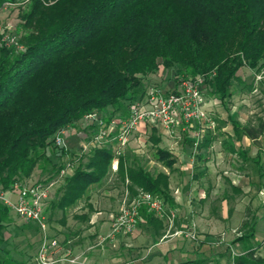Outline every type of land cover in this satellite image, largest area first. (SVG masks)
<instances>
[{"label":"trees","instance_id":"16d2710c","mask_svg":"<svg viewBox=\"0 0 264 264\" xmlns=\"http://www.w3.org/2000/svg\"><path fill=\"white\" fill-rule=\"evenodd\" d=\"M17 1L0 0V6ZM21 26L22 48L0 46V189L51 162L47 150L59 129L92 111L118 110L135 97L159 60L165 68L178 65L180 73L194 76L215 70L206 86L223 104L232 96L234 80L241 82L239 70L259 69L264 62V0H29ZM232 124L239 136L256 140L264 133L261 118L256 124ZM150 138L158 146L156 127ZM211 141L205 138L199 148ZM156 154L169 173L153 174L120 157L115 177L129 180L131 195L142 189L174 205L170 173L177 159L162 147ZM114 156L110 145L91 149L57 190L49 215L65 212L103 182ZM254 163L260 167V158ZM87 207L92 211L90 203ZM79 217L88 220L89 214ZM10 220V208L0 200V243ZM241 231L238 240L255 235L254 217L243 220ZM257 251L255 246L234 255L232 264H264ZM203 263L196 258L178 264ZM0 264L24 263L3 249Z\"/></svg>","mask_w":264,"mask_h":264},{"label":"rangeland","instance_id":"374dc122","mask_svg":"<svg viewBox=\"0 0 264 264\" xmlns=\"http://www.w3.org/2000/svg\"><path fill=\"white\" fill-rule=\"evenodd\" d=\"M28 2L29 0H18L15 3L8 2L5 6L4 4L0 6V39L9 34L19 37L23 31L21 14L27 9ZM159 61V68L143 78L142 88L135 97L123 101L118 110L109 107L102 112L98 111L102 123L81 119L70 126L68 128L69 135L66 136L67 143L70 145L69 151L65 152L54 144L50 146L47 155L51 162L41 164L36 168L30 179L41 181L57 179L58 182L52 192L54 199L67 175L74 172L81 163L87 161V155L91 149L97 147L98 144L110 145L115 152L117 143L112 138L117 130H110L108 123L111 119L118 121L127 118L130 113V103L141 95L142 90L151 85H158L164 89L171 87L181 75L194 77L191 74L180 73L178 65L169 69L161 64V60ZM237 74L239 78H245L250 75V70L246 68L244 72V69L241 68ZM205 97L207 100L215 101L219 107V111L211 112V117L217 124L214 130L217 131L215 136L222 140L228 136L234 137L233 121L240 124L250 121L256 124L260 118L264 119V90L255 91L254 88L248 87L246 81L243 86L237 79L234 80L232 96L226 104L218 101L210 88L205 91ZM107 119H110L109 122ZM102 128L108 134L102 139L95 140L98 131ZM151 128L152 126L149 124L145 126L146 133L135 132L130 143L123 149L121 157L128 164L132 162L139 164L153 174L159 171L169 173V169L157 158L156 151L157 147L169 150V145H172L173 151H169L175 155L177 162L176 169L171 173L173 179L171 180L170 177L172 186L170 195L174 197V186L178 185L180 187L179 195L184 199L183 209L176 207L175 204L166 203L167 215H170L171 211L175 214L172 228L169 230L167 218L157 217L161 225L151 223L148 219V212L145 211L142 213L145 221L140 223L133 232L117 233L112 237H107L110 224L106 232L99 229V224L91 229L96 223L106 221V218H98L94 224H90L89 219L84 220L79 216L85 213L89 215L98 213L99 216L105 215V212L115 214L123 198L126 182L123 183L117 179L115 171L111 168L103 182L92 185L88 195L80 199L74 206L65 212L56 210L52 215L48 213L50 234L60 240L70 241L68 244L70 248L75 252L82 253V256H89L91 264H177V262L189 258L205 259L203 264H232V258L238 251L234 247V242L239 237L237 233L241 230L242 218L254 217L255 219L260 213L263 216L257 218V233L253 236L252 243L258 247V253L264 254V161L258 167L250 160L245 161L229 155L220 164L214 162L215 170L210 171L208 167H204L202 161L208 152H201V148L195 150L192 145L191 134L194 129L196 130L197 125L188 128L179 127L172 137H166L157 132L161 138L158 146L150 138ZM212 132L211 129H208L205 138L208 134V138H210ZM82 143L86 147L80 148ZM53 163H55L54 168ZM69 165L70 168H68ZM66 167L67 174L61 177L60 170ZM196 173L200 174L199 177H196ZM226 174L231 177L236 174L243 175L245 180L243 185L251 186L249 196L252 195L255 204H252L251 208L240 210L242 220L237 219L235 199L231 200L229 197L234 193ZM201 195L205 196L201 197ZM7 196L12 199L17 197L14 193H7ZM237 196L243 203V195ZM90 198L93 202H90ZM89 203L93 208L90 212L87 207ZM112 214L109 218L110 222ZM181 216H186L184 221L180 220ZM10 217L11 220L3 234L4 242L0 243V257L3 255V249H8L24 264H34V256L39 246V229L33 222L18 221L13 213H10ZM63 219L66 220V223L62 222ZM196 220L199 222V226ZM183 224L194 229V238L171 235L175 229L184 228ZM172 239L182 242L186 251L180 253L165 251L164 246ZM222 256L226 257L221 260ZM82 262L83 258H81L80 264Z\"/></svg>","mask_w":264,"mask_h":264},{"label":"built area","instance_id":"2783aa9c","mask_svg":"<svg viewBox=\"0 0 264 264\" xmlns=\"http://www.w3.org/2000/svg\"><path fill=\"white\" fill-rule=\"evenodd\" d=\"M6 4L8 2L4 3V6ZM18 38L14 34L6 35L0 39V46L20 49L22 46ZM215 74L216 71L212 70L194 77L181 75L178 81H174L171 87L165 89L158 85L148 86L141 97L130 103V113L127 118L118 121L111 119L108 123L109 129L117 130L112 138L117 143L112 162L113 170L117 172L123 149L130 143L132 135L135 132L146 133L145 126L149 124L156 127L158 133L166 137H172L179 127L188 128L197 125L196 130L194 129L192 132V145L195 150H198L199 145L205 139L207 130L214 131L217 126L211 117L212 111L208 108V100L205 97L207 77ZM254 81L257 85L264 83V62L259 69H254ZM83 120L103 122L98 111L86 114ZM69 127L59 129L53 142L65 152H68L70 147L66 139L70 132ZM107 134L108 132L102 128L98 131L95 140L102 139ZM100 146L102 145H97V147ZM82 147L84 148L86 145L80 144V148ZM172 149V145H169V150L173 151ZM66 174L67 167L62 168L59 175L62 177ZM57 182V179L41 181L31 180L30 177H27L24 180L16 181L10 188L0 189V200L20 219L35 223L39 229V246L34 256V264H76L82 256V253H76L70 248L68 245L70 241L60 240L50 234L48 213L53 199V188ZM128 183L127 179L119 209L111 216L107 237H112L117 233L133 232L140 223L145 221L142 214L143 209L158 218H167L170 230L175 214L171 211V214L167 215L163 199L142 189H138L136 194L131 195ZM7 193H14L17 197L12 199L7 196ZM237 234L241 235V232L239 231ZM171 235L194 238L195 232L192 227L185 226L175 229Z\"/></svg>","mask_w":264,"mask_h":264},{"label":"crops","instance_id":"0c3cea01","mask_svg":"<svg viewBox=\"0 0 264 264\" xmlns=\"http://www.w3.org/2000/svg\"><path fill=\"white\" fill-rule=\"evenodd\" d=\"M242 68L244 69V72H245L246 68H249V67L245 66ZM249 70H250V75H247L245 78L244 77L241 78L240 83L243 84V86H244L245 81H246V84H248V86L252 85V89L254 88L255 91H257L258 89L264 90V83L257 85L254 81V69L249 68ZM207 88L208 87L205 88V91L207 90ZM217 100L219 101V99H217ZM208 104H209L208 108L212 112H214L216 110L219 111V109H218L219 107H217L218 105L215 101L208 100ZM222 113L224 114V112H222ZM241 125H244V124H241ZM222 129H225V127H222ZM232 129H233L234 137H229L227 135L228 137L226 139H223V140L221 138H218L215 136L217 134V131H213L210 135L212 138L211 143L208 146H203L201 148V152H208L207 155H204L202 161H203V164L205 165L204 167H208L210 171L215 170L214 162H216L217 164H220L223 161V159H225L229 155L233 156L234 158H240L241 160H245V161L250 160V161L254 162V158H257V157L260 158L261 162L264 161V134H262L258 139L255 140V139H252V138L245 136V135L239 136L238 134H236V131L234 130L233 124H232ZM208 136H209V134L206 136V138ZM191 138H192V134H191ZM199 158H201V157H199ZM175 167H176V165H175ZM173 172H171V173H173ZM171 173H170V177L172 180L173 178L171 176ZM225 173H228V171H225ZM199 175H200L199 173H196V177H199ZM226 176H227V179L229 181L227 179L226 180L229 182L231 189L234 193V195L232 194L229 197L231 200L235 199V205H236L235 209H236L237 219L240 220L241 219L240 210L244 209V208H246V209L251 208L252 204H255L252 200V195L249 196L251 186L245 187L243 185V183H245V180L243 179V177H244L243 175L236 174L234 177H231L230 175L226 174ZM170 187H172V186L170 185ZM174 189H175V193H174L175 195H173L174 196L173 199H174L175 206L183 209L184 199H183V197L181 198V196L179 195L180 194V187L178 185H176V186H174ZM237 190H239L240 192H238ZM237 195H243V197H244L243 203L244 204L242 203V201L240 200V198ZM203 196H205V195H201V197H203ZM239 201H241V202H239ZM90 202H93L92 198H90ZM263 204H264V202H263ZM232 208H233V205H232ZM10 213H13L17 217L16 219L18 221H21L22 223H26V221L20 219L12 210H10ZM111 214H112L111 212H105V215H102V216H99L98 213H95V215H89V223L90 224H94V222H96L98 220V218H101V219L106 218V221H103L101 223H96V225H93L91 227V229L92 228L94 229L99 224V226H100L99 229L102 232L108 231L109 224H110L109 218H110ZM262 216L263 215L258 213L259 218ZM185 218H186V216H181L180 220L184 221ZM257 218H255V225L257 224L256 223ZM242 219L243 220L247 219V217H244ZM196 222L199 226V222L197 220H196ZM29 223H31V222H29ZM34 225L37 227V225L35 223H34ZM183 225L186 226L185 224H183ZM37 229H38V227H37ZM256 233H257V231H256ZM256 233H255V235H256ZM252 238H253V236L246 238V239H241V240L235 239L234 247L238 250L235 255L242 254L245 251H247L249 248L255 247V245L252 243ZM164 248H165V251H169L170 253H180V252H183L185 250V247H183L182 242L180 243V242H177L173 239L169 240L168 243L164 246ZM76 253H80V252L76 251ZM225 257L226 256H222L220 259L222 260ZM81 258H83L82 264H91L89 256H81ZM81 258H80V261H81ZM189 259H193V258H189ZM80 261L76 264H80ZM184 261H186V260H184ZM180 262H183V260ZM232 262H233V258H232L231 263ZM59 264H69V263H59ZM177 264H178V262H177Z\"/></svg>","mask_w":264,"mask_h":264}]
</instances>
